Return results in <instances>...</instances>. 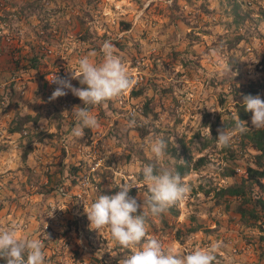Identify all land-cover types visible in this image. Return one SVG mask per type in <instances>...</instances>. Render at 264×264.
<instances>
[{"label":"rangeland","instance_id":"obj_1","mask_svg":"<svg viewBox=\"0 0 264 264\" xmlns=\"http://www.w3.org/2000/svg\"><path fill=\"white\" fill-rule=\"evenodd\" d=\"M236 1L250 13L241 23L231 0H0V10L18 7L0 15L7 28L0 34V229L16 225L18 236L39 237L46 264H121L132 250L115 247L107 230H90L84 207L116 194L121 182L136 185L129 195L142 204L144 165L176 173V164L191 157L197 167L181 176L191 191L149 219L148 235L165 251L185 254L220 245L216 264H264L262 217H243L239 198L216 204L214 195L241 181L253 155L240 147L237 131L222 126L235 110L234 91L253 85L264 100V0ZM105 41L135 83L119 101L91 108L99 127L75 139V96L50 100L56 86L46 76L68 78L83 56L101 62ZM24 114L39 118L9 133ZM222 128L233 136L227 149L215 139ZM160 137L168 148L156 161L149 142ZM225 168L236 174L224 176ZM252 196L264 199V191Z\"/></svg>","mask_w":264,"mask_h":264},{"label":"clouds","instance_id":"obj_2","mask_svg":"<svg viewBox=\"0 0 264 264\" xmlns=\"http://www.w3.org/2000/svg\"><path fill=\"white\" fill-rule=\"evenodd\" d=\"M102 55L99 63L90 56H83L78 60L76 68L69 71L68 78L54 75L49 80L51 84L57 85L50 100L71 92L84 105L77 107L74 113L77 123L71 136L75 139L84 137L85 128L94 130L99 127L91 108L109 101H119L135 83L122 59L114 54L111 42L103 43ZM73 79L82 87H73ZM242 106L246 112L251 113V127L237 116L235 131L243 134L250 130L264 129V100L259 95H244ZM134 125L135 121L129 122V127ZM215 139L220 148H227L233 136L222 128L217 130ZM167 148V142L162 137L149 142L151 157L156 161L163 160ZM140 177L142 186L146 188L143 203H138L136 197L129 195L131 189H136L135 184L121 182L116 187L119 189L116 194L99 195L88 207H84L89 229L98 234L107 230L115 247L132 250V254L125 257L121 264H216V250L220 245L194 249L185 254L171 248L165 251L157 238L148 235L149 219L160 218L171 207L186 199L191 189L179 174L157 169L155 164L144 165ZM44 249L45 245L39 237L18 236L16 225L0 229V259L5 264H46Z\"/></svg>","mask_w":264,"mask_h":264},{"label":"trees","instance_id":"obj_3","mask_svg":"<svg viewBox=\"0 0 264 264\" xmlns=\"http://www.w3.org/2000/svg\"><path fill=\"white\" fill-rule=\"evenodd\" d=\"M174 5L176 4L177 0H172ZM232 4V12L235 17V22L241 23L246 20L250 16L249 12L242 13L239 3L236 0H231ZM84 38V37H83ZM86 39V38H85ZM239 39V38H238ZM237 39V40H238ZM32 65H30V68H36L37 66V58L33 56L31 59ZM81 86V85H80ZM82 87V86H81ZM257 89L250 85L246 88H243V90L236 89L234 91V100L236 103L234 104L235 110L233 112H229V117L227 118V121L222 125L223 128H230L232 130H235V124L237 116L241 121L246 122L249 118H251V113L246 112L242 106V99L244 95H256ZM136 95L137 93L134 92ZM241 93V94H240ZM74 104H76L78 107L84 106L81 104V101L78 97L74 98ZM37 115H30V114H24L19 117L17 121H15L14 125L11 126L8 130L9 133H21L25 130V124L28 122H37L38 120ZM239 144L241 148L246 149H252L251 155L252 160L251 163L248 162L245 166L244 175L241 178V181L236 184H230L226 187H220L217 189L214 193L215 195V201L216 204H220L221 200H226L229 197L233 198H239L241 201L236 206V210L241 214V216H246L248 214L249 218H251L254 221L260 220L262 217V224L259 228L264 233V212L262 215L257 211V208L259 206L260 209L264 211V199L261 198V196H258L254 198L252 196V193L254 189H258L259 191H264V129L261 130H250L246 133H239ZM227 149V148H226ZM248 149V150H249ZM29 152H31V149H26L22 154V160H26ZM171 152L175 156L176 159H179L181 155H179L176 152V147H171ZM232 152V151H231ZM233 153L229 154V158H233ZM204 161L203 157H200L198 159L197 164H201ZM191 157L183 159V161H180L175 166V171L180 176H185L189 173V170L191 168H196L197 166L191 167ZM73 171L75 172L79 168L72 167ZM224 176H234L236 174L235 169H229L225 168L222 172ZM49 189H47L48 191ZM228 200V199H227ZM251 206H248V205ZM197 227L193 228L192 230L197 229ZM0 264H5V261L0 259Z\"/></svg>","mask_w":264,"mask_h":264},{"label":"crops","instance_id":"obj_4","mask_svg":"<svg viewBox=\"0 0 264 264\" xmlns=\"http://www.w3.org/2000/svg\"><path fill=\"white\" fill-rule=\"evenodd\" d=\"M4 8H5V9H1V10H0V15H2V13H3L4 10H7V11L5 12L6 14H4V15L7 16L8 14L10 15V13H8V12L15 11V8L17 9L18 7H17L16 5H11V4H10V5H7V6L4 7ZM5 20H6V19H5ZM0 27L3 28L1 22H0ZM6 31H7V28L4 27L3 30L0 31V34L3 35V34H5Z\"/></svg>","mask_w":264,"mask_h":264},{"label":"built area","instance_id":"obj_5","mask_svg":"<svg viewBox=\"0 0 264 264\" xmlns=\"http://www.w3.org/2000/svg\"><path fill=\"white\" fill-rule=\"evenodd\" d=\"M54 75H58V76H60L61 78H65V76H64L63 73H61V72H49L48 75H47L46 77H47V82H48L49 85H51V86H57V85H55V84H51V83L49 82V80H51L52 77H53ZM128 92H129V91H128ZM60 191L62 192V189H60ZM62 193H63V192H62Z\"/></svg>","mask_w":264,"mask_h":264}]
</instances>
